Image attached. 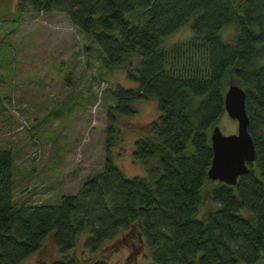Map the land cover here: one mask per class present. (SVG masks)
I'll return each mask as SVG.
<instances>
[{
	"label": "trees",
	"instance_id": "trees-1",
	"mask_svg": "<svg viewBox=\"0 0 264 264\" xmlns=\"http://www.w3.org/2000/svg\"><path fill=\"white\" fill-rule=\"evenodd\" d=\"M17 5L22 12L67 14L101 50L104 70L124 69L136 86L104 90L115 101L107 107L104 168L59 202L17 205L13 150L0 147V264H20L49 235L60 253L53 264H80L74 253L80 237L83 251L95 254L104 242L129 238L136 229L150 251L142 261L126 264H264V0H19ZM189 23L190 37L162 42ZM231 81L247 94L256 159L238 183L216 181L208 195L215 205L199 218L212 163L210 131L225 112L224 91ZM155 98L160 113L132 150L146 174L131 177L115 162L117 119L135 115L137 100ZM75 103L72 107L81 105ZM107 263L100 258L92 264Z\"/></svg>",
	"mask_w": 264,
	"mask_h": 264
},
{
	"label": "rangeland",
	"instance_id": "rangeland-1",
	"mask_svg": "<svg viewBox=\"0 0 264 264\" xmlns=\"http://www.w3.org/2000/svg\"><path fill=\"white\" fill-rule=\"evenodd\" d=\"M18 2L0 0V147L13 150L12 194L17 205L53 204L62 194H74L85 179L104 168L107 107L115 102L104 90L117 84L133 88L136 82L126 79L124 69L105 71L101 50L71 25L67 14L22 12ZM190 36L189 23L162 42L170 45ZM77 101L81 105L72 107ZM157 102L137 100L135 115L117 119L121 135L113 148L115 162L131 177L146 174L143 163L133 160L132 150L134 140L148 132V124L160 113ZM50 113L56 117L45 120ZM215 124L224 134L237 130L235 119L226 112ZM214 184L216 180H209L201 190L205 195L199 218L215 205L208 196ZM137 230L129 238L104 242L95 254L83 251L82 236L74 251L77 260L80 264L100 258L107 264L142 261L150 250ZM59 255L49 235L40 250L20 264H53Z\"/></svg>",
	"mask_w": 264,
	"mask_h": 264
},
{
	"label": "water",
	"instance_id": "water-1",
	"mask_svg": "<svg viewBox=\"0 0 264 264\" xmlns=\"http://www.w3.org/2000/svg\"><path fill=\"white\" fill-rule=\"evenodd\" d=\"M225 112L235 119L236 132L224 134L217 125L210 131L212 163L210 164L207 178L225 182L226 185L238 183L239 177L248 172V163L256 157L254 138L249 133V115L246 112L245 101L247 94L242 84L229 82L224 91Z\"/></svg>",
	"mask_w": 264,
	"mask_h": 264
}]
</instances>
